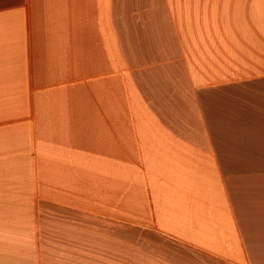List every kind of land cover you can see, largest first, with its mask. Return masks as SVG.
Segmentation results:
<instances>
[{"label":"crops","instance_id":"1","mask_svg":"<svg viewBox=\"0 0 264 264\" xmlns=\"http://www.w3.org/2000/svg\"><path fill=\"white\" fill-rule=\"evenodd\" d=\"M114 4L0 0V264H264V0Z\"/></svg>","mask_w":264,"mask_h":264},{"label":"rangeland","instance_id":"2","mask_svg":"<svg viewBox=\"0 0 264 264\" xmlns=\"http://www.w3.org/2000/svg\"><path fill=\"white\" fill-rule=\"evenodd\" d=\"M154 0H115V26L119 40L132 53L138 54L139 46L146 48V56H151L154 48ZM140 17L145 21H140ZM145 34L147 38L145 37ZM154 58V56H153Z\"/></svg>","mask_w":264,"mask_h":264}]
</instances>
